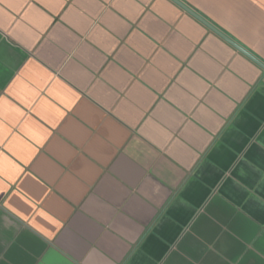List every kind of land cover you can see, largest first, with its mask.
<instances>
[{"label":"crops","instance_id":"obj_1","mask_svg":"<svg viewBox=\"0 0 264 264\" xmlns=\"http://www.w3.org/2000/svg\"><path fill=\"white\" fill-rule=\"evenodd\" d=\"M264 66V0H178ZM174 0H0V264H264V68Z\"/></svg>","mask_w":264,"mask_h":264},{"label":"water","instance_id":"obj_2","mask_svg":"<svg viewBox=\"0 0 264 264\" xmlns=\"http://www.w3.org/2000/svg\"><path fill=\"white\" fill-rule=\"evenodd\" d=\"M175 2H177L178 4H180L181 6H183L184 8H186L188 11H190L187 7H185L182 3H180L178 0H174ZM192 14H194V16H196L200 21H202L203 23H205L208 27H210L212 30H214L216 33H218L220 36H222L223 38H225L227 41H229L233 46H235L238 50H240L242 53H244L245 55H247L249 58H251L252 60H254L256 63L260 64L256 59H254L251 55H249L247 52H245L243 49H241L239 46H237L235 43H233L232 41H230L227 37H225L223 34H221L219 31H217L215 28H213L211 25H209L206 21H204L201 17H199L198 15H196L195 13H193L192 11H190ZM261 65V64H260ZM263 68L264 66L261 65Z\"/></svg>","mask_w":264,"mask_h":264}]
</instances>
